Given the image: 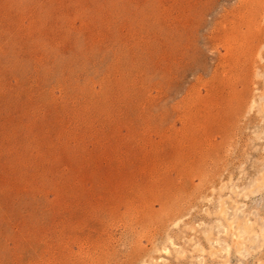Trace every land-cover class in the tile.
<instances>
[{
	"label": "rangeland",
	"instance_id": "374dc122",
	"mask_svg": "<svg viewBox=\"0 0 264 264\" xmlns=\"http://www.w3.org/2000/svg\"><path fill=\"white\" fill-rule=\"evenodd\" d=\"M0 264H264V0H0Z\"/></svg>",
	"mask_w": 264,
	"mask_h": 264
}]
</instances>
